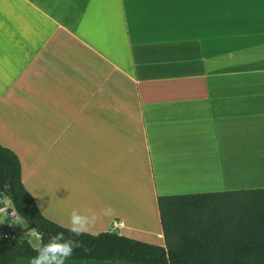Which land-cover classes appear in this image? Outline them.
<instances>
[{
  "label": "crops",
  "instance_id": "obj_1",
  "mask_svg": "<svg viewBox=\"0 0 264 264\" xmlns=\"http://www.w3.org/2000/svg\"><path fill=\"white\" fill-rule=\"evenodd\" d=\"M0 143L46 218L164 245L159 195L264 187V0H0Z\"/></svg>",
  "mask_w": 264,
  "mask_h": 264
},
{
  "label": "trees",
  "instance_id": "obj_2",
  "mask_svg": "<svg viewBox=\"0 0 264 264\" xmlns=\"http://www.w3.org/2000/svg\"><path fill=\"white\" fill-rule=\"evenodd\" d=\"M2 195L28 227L39 225L44 243L58 232L70 237L66 227L39 211L21 181L18 156L0 143ZM157 207L164 245L106 230L96 237L81 236L82 247L69 259L121 264H264V187L159 195ZM36 255L26 238L0 241V264Z\"/></svg>",
  "mask_w": 264,
  "mask_h": 264
},
{
  "label": "clouds",
  "instance_id": "obj_3",
  "mask_svg": "<svg viewBox=\"0 0 264 264\" xmlns=\"http://www.w3.org/2000/svg\"><path fill=\"white\" fill-rule=\"evenodd\" d=\"M5 207L0 208V215L8 213L9 201H5ZM15 208L11 211L12 217H17ZM115 215V209L106 206L101 209H88L82 213L80 210L73 209L69 215L67 230L71 234L66 238L64 232H58L51 235L47 242H43V234L39 231V225H35L30 229V235L38 242L33 244L29 240V244L36 251L37 255L30 259V264H65L73 252L82 247L81 236L96 237L99 232L94 231L98 222H102L104 218H111Z\"/></svg>",
  "mask_w": 264,
  "mask_h": 264
},
{
  "label": "rangeland",
  "instance_id": "obj_4",
  "mask_svg": "<svg viewBox=\"0 0 264 264\" xmlns=\"http://www.w3.org/2000/svg\"><path fill=\"white\" fill-rule=\"evenodd\" d=\"M0 198L3 200V204L5 205V201H9V199L2 195L0 196ZM10 202V201H9ZM14 217L12 216H8L7 214H2L0 215V225L1 223L3 222H6V221H10L11 223H13L14 227L15 228H20L23 232H20L16 235V239L17 241H20L24 238L28 239V240H32L33 244L35 243H38L31 235H30V227H28L27 223L25 222L24 219H22L21 217L19 218H16V219H13ZM12 231V234L14 233L13 230Z\"/></svg>",
  "mask_w": 264,
  "mask_h": 264
},
{
  "label": "built area",
  "instance_id": "obj_5",
  "mask_svg": "<svg viewBox=\"0 0 264 264\" xmlns=\"http://www.w3.org/2000/svg\"><path fill=\"white\" fill-rule=\"evenodd\" d=\"M5 207L3 204V200L0 198V208ZM11 206H9L8 213H6L8 216H11ZM14 233L12 234V231ZM20 232H23L20 228H15L13 224L7 223L4 226L0 227V241L1 240H6L8 241H17L16 235Z\"/></svg>",
  "mask_w": 264,
  "mask_h": 264
},
{
  "label": "water",
  "instance_id": "obj_6",
  "mask_svg": "<svg viewBox=\"0 0 264 264\" xmlns=\"http://www.w3.org/2000/svg\"><path fill=\"white\" fill-rule=\"evenodd\" d=\"M40 231V230H39ZM41 232V231H40Z\"/></svg>",
  "mask_w": 264,
  "mask_h": 264
}]
</instances>
